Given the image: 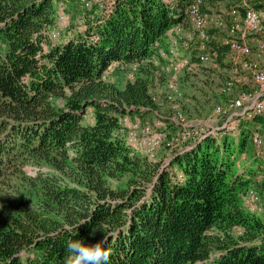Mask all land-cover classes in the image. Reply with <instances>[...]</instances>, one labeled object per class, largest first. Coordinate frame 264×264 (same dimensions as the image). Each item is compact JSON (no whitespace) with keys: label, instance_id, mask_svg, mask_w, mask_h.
Returning <instances> with one entry per match:
<instances>
[{"label":"trees","instance_id":"16d2710c","mask_svg":"<svg viewBox=\"0 0 264 264\" xmlns=\"http://www.w3.org/2000/svg\"><path fill=\"white\" fill-rule=\"evenodd\" d=\"M193 1L94 3V19L57 42L49 32L71 1L0 0V264H64L69 242L105 235L108 264H264V213L245 202L264 183L233 159L256 128L264 140V114L246 119L239 141L207 134L168 160L133 148L121 123H169L152 83L179 49L225 66L229 45L214 29L205 48L183 32Z\"/></svg>","mask_w":264,"mask_h":264},{"label":"rangeland","instance_id":"374dc122","mask_svg":"<svg viewBox=\"0 0 264 264\" xmlns=\"http://www.w3.org/2000/svg\"><path fill=\"white\" fill-rule=\"evenodd\" d=\"M106 1L107 0H102V3L105 4ZM254 1L255 0H237V1L220 0L212 4V3H207V0H204L203 1L204 3L202 4L203 6L202 8L204 9V4H205V8L207 9L204 10H206L214 17L213 19L214 22L211 23L212 26L208 25L206 28L208 29V31L210 28L214 29V31L212 32V34L214 35L213 37H215L217 41H223L229 35V29H228V27L230 26L229 12L231 8L232 7L234 8V6L237 5V3L240 4V7H244V6L247 7L250 5L253 6ZM106 6H108V4H106ZM67 8L71 22L69 26L64 27L61 35L58 38L59 40L56 39L58 40L57 42L63 41L67 39L68 36H73L76 32L81 31V29H84L83 28L84 21L86 23L89 21V19H94L91 17V11L89 10L93 8L92 4L86 5L85 2H82L81 0H71V2L67 5ZM188 16H189V20H191L189 12H188ZM215 23L217 24V26ZM187 25H184L183 27V32L186 33L185 35L189 37L188 34H193L199 37L196 33H194V29H193L194 26L192 20L189 21ZM243 26L244 25L242 21H240L241 33L240 32L239 33L242 39L243 40L247 39L251 41L254 44L253 47L255 50L257 46L259 47L261 46L262 49L260 50L262 53H264V49H263L264 36L261 33L253 34V31H251L248 28H244L242 30ZM179 28L180 26L174 29L176 36H178L180 33V31L177 32ZM208 37H210L209 32H208ZM208 39L209 38L204 40L201 39V43L204 42L205 43L204 46H206V41H208ZM256 40H261L263 42H261L260 45L259 42H257ZM195 41L196 44H198L197 43L198 41L197 40ZM212 43L213 42H211V45ZM45 46L47 47L46 43ZM228 48L229 51L227 52L226 57H224L223 60L225 63L224 67L219 66V64L215 61L213 56L210 55L209 60L206 62H198V60H192L194 64L190 66V68L187 67L189 69V72L186 74H184L183 69L175 74V71H173L172 66L170 70V65L168 66L165 65V67L162 68V70L159 69V71L157 72L158 74L156 73L157 76L155 77V80L152 83V91L156 101H158L159 103V110L157 112L162 114V116H167L169 119V123H165L164 125L163 128L164 130L166 129V125L169 129L168 132H172V133L184 131V129L192 127V129L195 130V134L194 133L192 134V138L199 135L200 133H202L201 135L202 137H204L205 135L207 136V134L219 135L220 133L223 132V133H228L233 139L239 141V139L241 138L240 133L242 130V126L243 125L247 126V123H245L247 122V120L241 118V120H239L237 123V120L235 119L238 128L233 131L228 129H225L226 131H224L225 127L223 123L226 121L225 111H227L230 101L234 97H236V95L241 90H243V88L245 89V86L246 89L250 90L251 92H255V91L257 92V88L253 81L248 80L249 82H247L246 84H243L241 82L238 83L236 82V84L232 87V89H226V84H227L226 81L227 80L229 81L230 79H235L237 77L236 72L239 71L238 70L239 67L237 65L239 63V60L242 58L241 54L237 53L235 50L233 51V49H231V47L229 46ZM199 51L200 49L197 50V52ZM178 52L179 54H181V55L178 54V58L183 56V53H186L185 50H181V49H179ZM184 56H188V54ZM216 63L218 65H216ZM211 70H214L216 72L212 73L210 72ZM129 76H132V73H129L128 68L126 70H122L121 73L115 74V77L119 78L122 81V84L126 81L127 77ZM175 77L177 78V82H176L177 90L169 88L170 81ZM218 106L223 108L222 112H218L217 110ZM180 113L183 118L182 124L178 123L179 121L177 122L175 121L176 117ZM158 119L159 118H156L155 120ZM138 121L140 122L139 123L140 130L142 129V126L144 124L154 123L153 121H150L149 123L148 122L145 123L140 120ZM121 123H122V118H121ZM171 123H173L176 127H178V129H173L172 126L174 125H172ZM127 129L129 131L131 130L130 128ZM126 134L129 135L128 132H126ZM190 143H191L190 141H186L185 144L182 146V148H184L185 146L186 147L189 146ZM171 151L172 150H170L168 146L165 144L164 147H162L161 150L158 152L157 159L164 158L168 160ZM245 151L246 153H243L244 151L240 153L238 150L233 152L234 155L233 159L237 160L236 164L239 165L238 168H245L247 166L250 167L251 165H253V167H258L259 170H258L257 178H260L264 183V165H263L264 159L261 154L262 150L259 149L254 143L249 142L245 147ZM27 170L30 173H34L35 168L27 167ZM259 190H261L260 195L262 199H264L263 197L264 184L261 186ZM251 204H255V207L261 206L260 211L261 213H264V201L262 204H258V205L257 203H251Z\"/></svg>","mask_w":264,"mask_h":264},{"label":"bare ground","instance_id":"6f19581e","mask_svg":"<svg viewBox=\"0 0 264 264\" xmlns=\"http://www.w3.org/2000/svg\"><path fill=\"white\" fill-rule=\"evenodd\" d=\"M70 1L71 0H64L65 4L69 3ZM81 1L85 2L86 5H90V4L93 5L94 3H97L99 5L102 4V0H81ZM203 1L204 0H194L193 3L190 5L189 11H188L190 18L193 22L194 33H196L202 40L209 38L208 37L209 31L206 27L208 25H211L212 22H214V20H213L214 17L202 8L203 7L202 4L204 3ZM63 5L61 6L59 15L56 19L57 20L56 25L49 32L51 38L54 40L59 38L64 27H66L68 25V24H65L64 21L62 20L61 15H62V10H63ZM229 14H230V26L228 27L229 35L227 38L224 39V42L226 44H228L231 47V49H233V51L235 50L237 53L241 54L242 58L239 60V69H238L239 71L236 72L237 77L235 79H230L229 81L228 80L226 81L227 82L226 89H232V87L236 84V82L237 83L241 82L243 84H246L247 82H249L248 80L253 81L254 84L256 85V88H257V92L256 91L251 92L250 90L246 89V86H245V89L241 90L236 95V97H234L230 101L229 107H231L232 102L235 101L236 99H237V103H244V102L250 101V99L256 98L258 95H261L264 92V79H263V75H264V53H262L260 50L262 48H261V46L259 47L256 45L257 47L255 50L253 47L254 44L252 42H249L247 40H243L242 37L240 36V33H241L240 21H242V23L244 25L243 27H246L253 32H254V26L258 25V27L255 28V33H261L264 36V8L246 7L244 10V13H241V11L239 9L232 8L230 10ZM65 18L70 20V15L66 10H65ZM216 22H218V21H216ZM222 24H223V22H222ZM211 26H209V27H211ZM216 26H217V24H216ZM179 31H181V28H179L178 32ZM174 38H175L174 42H177L178 40H180L182 38V36L180 35L178 38L177 37H174ZM256 41L259 42L260 45H261V42H263L261 40H256ZM180 42H178V43H180ZM185 43H186V45H189V43L187 44V41ZM202 44H203L202 47L205 48L206 47V46H204L205 43L203 42ZM176 46L177 45H175V47L172 46V48H171L172 52H176V50H175ZM241 47L244 48L243 53L241 52ZM186 54H188V53L186 52ZM179 55H181V54H179ZM199 56L200 57L198 58V62H206L210 58L209 54L205 53V52ZM192 60L189 56H184V55L181 56L180 58H175V60L172 63V69H173V71H175V74L178 73L179 71H181L184 67L190 68V66H192L194 64ZM176 82H177V78L175 77L170 81V85H169L170 87L169 88L177 90L176 89V86H177ZM229 107H228L227 111H225L226 117H230V108ZM217 110H218V112H222L223 108L218 106ZM263 114H264V110L236 111V120H237V123L239 121L238 118L240 120H241V118L253 120L257 116L263 115ZM173 120H175V119H173ZM175 121L176 122L179 121L178 123L182 124L183 118H182L181 113L176 117ZM122 123L124 124V126L126 128L131 129L130 131L128 129L126 131L129 133V135L126 134V138H127L128 143L133 148H135L136 150L141 151L142 153L146 154L150 159H157L158 150H160L162 147H164L165 144L168 146V148L170 150H172V149H175L178 147L182 148V146L185 144L186 141H190L192 143V142H194L196 140H200L202 138V135H201L202 133H200V131H199V133H200L199 135L192 138V134L193 133L195 134V130L192 129V127L184 129V131L173 132V133L165 131L163 129L165 122L161 118L158 120H155L154 123L151 122L152 124H144L142 126L141 130L139 128L140 122L136 119L133 120V118H131L127 115L122 118ZM237 123H236L235 119H229L228 130L233 131V130L237 129L238 128ZM259 129H260V127H259ZM162 133L169 134V136H165L164 140H163V138H154L153 141H152V139H145V137H147V136H153L155 134H162ZM261 135L262 134L260 133L258 128H256L253 131L251 137H252L253 143L259 149L262 150L261 154L264 158V140H263ZM263 201H264V199H262V197L258 191L254 190V189H250L248 191L245 202H249V204L252 206V209H254L255 211L256 210L260 211L261 206L255 207V204H251V203H257V205H258V204H262Z\"/></svg>","mask_w":264,"mask_h":264},{"label":"clouds","instance_id":"9594fccd","mask_svg":"<svg viewBox=\"0 0 264 264\" xmlns=\"http://www.w3.org/2000/svg\"><path fill=\"white\" fill-rule=\"evenodd\" d=\"M92 235H95L93 231ZM108 236L95 244H86L83 240L68 243L64 264H108L110 251L107 248Z\"/></svg>","mask_w":264,"mask_h":264},{"label":"built area","instance_id":"2783aa9c","mask_svg":"<svg viewBox=\"0 0 264 264\" xmlns=\"http://www.w3.org/2000/svg\"><path fill=\"white\" fill-rule=\"evenodd\" d=\"M103 5H101L102 8ZM65 10H67V7L63 5V10H62V20L64 21L65 24H69V20L67 18H65ZM257 26H254V32L253 34H255V28H257ZM243 49L241 47V52L243 53ZM263 79H264V75H263ZM230 108V117H225L226 121L223 123L224 125V129H228L229 128V119H236V111H243V110H250V111H256V110H264V92L261 95H258L256 98L254 99H250V101L248 102H244V103H237V99L235 101L232 102L231 107ZM165 136H169V134H155L153 136H147L145 137V139H153L154 138H163ZM161 150V149H160ZM158 150V152L160 151Z\"/></svg>","mask_w":264,"mask_h":264},{"label":"crops","instance_id":"0c3cea01","mask_svg":"<svg viewBox=\"0 0 264 264\" xmlns=\"http://www.w3.org/2000/svg\"><path fill=\"white\" fill-rule=\"evenodd\" d=\"M106 4L109 5V4H110V0H107V1H106ZM244 28H246V27H243L242 30H243ZM246 40H247V39H246ZM247 41H249V40H247ZM249 42H251V41H249Z\"/></svg>","mask_w":264,"mask_h":264},{"label":"water","instance_id":"95a60500","mask_svg":"<svg viewBox=\"0 0 264 264\" xmlns=\"http://www.w3.org/2000/svg\"><path fill=\"white\" fill-rule=\"evenodd\" d=\"M204 137H205V136H204ZM202 138H203V137H202ZM202 138H201V139H202Z\"/></svg>","mask_w":264,"mask_h":264}]
</instances>
